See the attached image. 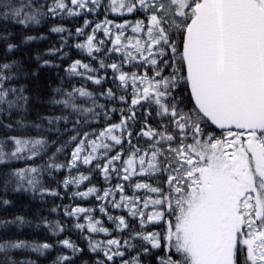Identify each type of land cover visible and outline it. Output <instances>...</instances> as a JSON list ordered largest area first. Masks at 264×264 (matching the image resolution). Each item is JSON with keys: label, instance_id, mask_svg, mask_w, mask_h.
Instances as JSON below:
<instances>
[{"label": "snow or ice", "instance_id": "obj_1", "mask_svg": "<svg viewBox=\"0 0 264 264\" xmlns=\"http://www.w3.org/2000/svg\"><path fill=\"white\" fill-rule=\"evenodd\" d=\"M52 253L264 264V0H0V264Z\"/></svg>", "mask_w": 264, "mask_h": 264}, {"label": "trees", "instance_id": "obj_2", "mask_svg": "<svg viewBox=\"0 0 264 264\" xmlns=\"http://www.w3.org/2000/svg\"><path fill=\"white\" fill-rule=\"evenodd\" d=\"M13 28H19V25H13ZM27 34H32V35H40V31H33L31 29H27L25 30ZM41 31L44 32V34L46 35V39L43 40H36V41H31L29 42L27 45L24 46V51L22 52H18L16 53V55L20 58H23L25 60H27L29 57H35L37 53H41L43 54L45 52V50L51 46L52 44H57L58 46V40L59 37L57 34H51L48 33L46 28H42ZM73 52H75V50H73ZM46 58H51V59H55L54 57H46ZM73 58H77L75 55H73ZM31 64L33 67H35L37 65V61L35 59H31ZM56 70L53 68L51 70L44 68L41 70L40 72V76H41V80L45 83H47L46 78L47 77H51L52 80V86L55 87L58 84V78L55 75ZM63 72V69H61V73ZM45 98H47L49 95H51V91L48 88H45L43 90ZM18 166L23 167L24 163L21 162H17ZM67 202V201H65ZM18 207H16L15 209H13L12 211L14 212H20V211H25L27 215L32 216L33 215V211L35 208V204L29 199V197L25 194H19V199L16 201ZM27 205V208H25L24 206ZM62 215V213H61ZM51 219H56V214H53L51 217ZM25 234H29L31 233V235H25L22 238H42L44 233L39 231V230H35L33 229H29V228H25L22 230ZM49 238H51L49 236ZM73 238H75L73 236ZM55 253H52L51 256L47 257V259L45 258H41L44 261V264H48V262L51 260L52 256H54ZM35 255H33V259H35Z\"/></svg>", "mask_w": 264, "mask_h": 264}]
</instances>
